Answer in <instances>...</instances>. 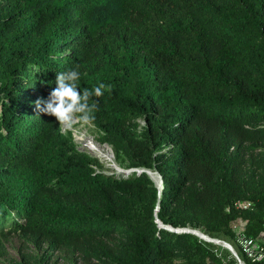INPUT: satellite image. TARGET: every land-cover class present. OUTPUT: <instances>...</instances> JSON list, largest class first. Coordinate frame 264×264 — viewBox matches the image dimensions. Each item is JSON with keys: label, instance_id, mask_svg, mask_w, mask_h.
Listing matches in <instances>:
<instances>
[{"label": "trees", "instance_id": "16d2710c", "mask_svg": "<svg viewBox=\"0 0 264 264\" xmlns=\"http://www.w3.org/2000/svg\"><path fill=\"white\" fill-rule=\"evenodd\" d=\"M76 66L81 90L111 86L91 121L144 171L98 169L36 109ZM259 144L264 0H0V236L72 245L82 264H238L158 220L236 245L243 216L257 235L264 188H247L242 168ZM246 199L253 209L233 207Z\"/></svg>", "mask_w": 264, "mask_h": 264}, {"label": "rangeland", "instance_id": "374dc122", "mask_svg": "<svg viewBox=\"0 0 264 264\" xmlns=\"http://www.w3.org/2000/svg\"><path fill=\"white\" fill-rule=\"evenodd\" d=\"M144 123L142 118H138L134 121V127L139 131L143 130ZM66 129L72 131L74 142L79 150L87 152L99 160L98 169L107 173H131L133 170H142L131 165L134 161L132 157L125 153H117L111 144L105 142L94 122H76L70 127L63 128V130ZM90 141L98 142L104 148L106 147V155L92 151L87 145ZM258 147L245 156L242 168V179L246 187L256 190L264 188V156L260 155L264 144H259ZM151 173L158 187L162 189V177L155 170H151ZM248 223L247 218L240 216L234 222L233 227L242 224L248 230ZM184 228L197 229L205 233L203 227L194 228L187 225ZM217 239L225 240L223 238ZM212 242L216 243L215 241ZM219 245L226 248L222 244ZM221 251L222 249H219V252ZM85 258L86 255L72 245L63 243L52 245L48 241L39 240L24 232H8L6 235L0 236V264H82L85 262ZM210 263L214 264L212 261ZM238 264L240 263L238 262Z\"/></svg>", "mask_w": 264, "mask_h": 264}, {"label": "clouds", "instance_id": "9594fccd", "mask_svg": "<svg viewBox=\"0 0 264 264\" xmlns=\"http://www.w3.org/2000/svg\"><path fill=\"white\" fill-rule=\"evenodd\" d=\"M80 78L79 66L66 72H58L56 86L48 97L34 102L38 112L54 117L61 129L76 122L88 123L93 120L99 103L98 100L93 101V97H102L105 90H110L111 86L103 82L81 90Z\"/></svg>", "mask_w": 264, "mask_h": 264}, {"label": "built area", "instance_id": "2783aa9c", "mask_svg": "<svg viewBox=\"0 0 264 264\" xmlns=\"http://www.w3.org/2000/svg\"><path fill=\"white\" fill-rule=\"evenodd\" d=\"M255 203L253 200H237L233 203V207L238 210H249L253 209ZM235 232V244H232L234 249L235 258L238 262H244L247 264L240 253L251 261V264H264V229L257 235H250L247 233L245 225L238 224L233 227Z\"/></svg>", "mask_w": 264, "mask_h": 264}, {"label": "water", "instance_id": "95a60500", "mask_svg": "<svg viewBox=\"0 0 264 264\" xmlns=\"http://www.w3.org/2000/svg\"><path fill=\"white\" fill-rule=\"evenodd\" d=\"M138 171H144V169H142V170H138ZM148 172H149V174H150L151 177H152V173H151V171H148ZM158 174H159V173H158ZM159 175H160V174H159ZM158 222H159L160 226L166 227V228H168V229L175 230V231H178V232H192V233L198 235L199 237H201V238H203V239H205V240H207V241H210V242L215 241L216 243H218V244H222L224 247L228 248L233 254H234V252L236 251L230 242H228V241H226V240H221V239H217V238H212V237H210L209 235H207V234H205V233L203 234V232L200 233L199 230H197V229L181 228V227H177V228H176V227H173V226H171V225H165V224L162 223V221H160V220H158ZM239 263H240V264H245V263L242 262V261L239 262Z\"/></svg>", "mask_w": 264, "mask_h": 264}, {"label": "bare ground", "instance_id": "6f19581e", "mask_svg": "<svg viewBox=\"0 0 264 264\" xmlns=\"http://www.w3.org/2000/svg\"><path fill=\"white\" fill-rule=\"evenodd\" d=\"M89 148L92 150V151H95V152H98L100 155H106V151H105V148L103 145H101L100 143L98 142H95V141H90L88 144ZM112 149V148H111ZM99 156V155H98ZM101 157V156H100ZM200 233H202L201 230H199ZM204 234V233H203Z\"/></svg>", "mask_w": 264, "mask_h": 264}]
</instances>
